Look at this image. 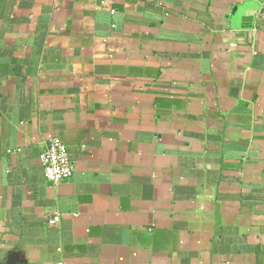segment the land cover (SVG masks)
Listing matches in <instances>:
<instances>
[{
	"label": "crops",
	"instance_id": "0c3cea01",
	"mask_svg": "<svg viewBox=\"0 0 264 264\" xmlns=\"http://www.w3.org/2000/svg\"><path fill=\"white\" fill-rule=\"evenodd\" d=\"M55 137L76 166L58 184ZM10 254L264 264V0H0Z\"/></svg>",
	"mask_w": 264,
	"mask_h": 264
},
{
	"label": "built area",
	"instance_id": "2783aa9c",
	"mask_svg": "<svg viewBox=\"0 0 264 264\" xmlns=\"http://www.w3.org/2000/svg\"><path fill=\"white\" fill-rule=\"evenodd\" d=\"M40 161L47 180L55 184L71 177L76 169L68 146L59 137L52 138L47 142L40 153ZM60 219V215L56 214L49 219L48 224L56 225Z\"/></svg>",
	"mask_w": 264,
	"mask_h": 264
},
{
	"label": "water",
	"instance_id": "95a60500",
	"mask_svg": "<svg viewBox=\"0 0 264 264\" xmlns=\"http://www.w3.org/2000/svg\"><path fill=\"white\" fill-rule=\"evenodd\" d=\"M0 264H23V262L15 254H10L4 261H0Z\"/></svg>",
	"mask_w": 264,
	"mask_h": 264
}]
</instances>
